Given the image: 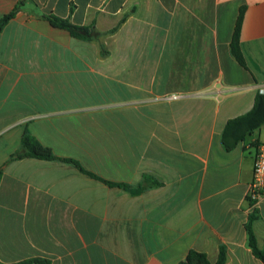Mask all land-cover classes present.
I'll use <instances>...</instances> for the list:
<instances>
[{"label":"crops","instance_id":"1","mask_svg":"<svg viewBox=\"0 0 264 264\" xmlns=\"http://www.w3.org/2000/svg\"><path fill=\"white\" fill-rule=\"evenodd\" d=\"M0 263L264 264L248 200L264 126L225 150L264 90V0H0ZM241 9L238 63L231 42ZM94 27L85 41L43 16ZM116 32H111L116 29ZM177 97V98H175ZM29 132L61 159L9 161Z\"/></svg>","mask_w":264,"mask_h":264},{"label":"trees","instance_id":"2","mask_svg":"<svg viewBox=\"0 0 264 264\" xmlns=\"http://www.w3.org/2000/svg\"><path fill=\"white\" fill-rule=\"evenodd\" d=\"M24 1H20L14 11L10 14L5 15L0 19V33L4 30L6 25L13 20L17 14L23 9ZM244 9H241L240 15L237 20L235 32L231 42V52L238 63L244 67H247V62L241 49L240 33L243 23ZM47 19L54 27L68 31L72 37L85 40L93 41L99 39L101 36L94 27H81L72 24L69 19H63L54 15L43 16ZM117 28L111 32H116ZM264 126V94L258 93L255 98V103L250 112L235 119L230 120L223 132L222 142L226 151H233L240 143H242L248 135L254 133ZM26 158H36L41 160H60L66 163L74 164L81 172L98 179L109 186H117L124 188L125 190L131 191L133 194H140L145 189L151 187H158L161 185L160 182L154 181L150 178H145L146 184L137 189H132L127 184H115L104 181L97 176L87 172L78 162L70 159H61L57 157L51 148L44 146L38 139L32 136L29 132H25L21 141V149L17 153L11 156L10 162L14 160H22ZM3 170L0 169V177L2 176ZM252 205V203H251ZM253 206V205H252ZM257 219L256 213H252L246 224V231L248 236V247L252 250V253L256 258L264 263V248H260L258 240L254 232V222ZM38 260H29L17 264H34L38 263ZM227 262V251L224 246L220 247L219 258L216 264H226ZM1 264V263H0ZM48 264V263H46ZM180 264H212L208 258V255L198 251H191L187 258Z\"/></svg>","mask_w":264,"mask_h":264},{"label":"built area","instance_id":"3","mask_svg":"<svg viewBox=\"0 0 264 264\" xmlns=\"http://www.w3.org/2000/svg\"><path fill=\"white\" fill-rule=\"evenodd\" d=\"M260 93L264 94V90ZM177 98V97H175ZM264 198V139L259 144L254 164V177L250 185L248 200L255 206Z\"/></svg>","mask_w":264,"mask_h":264}]
</instances>
